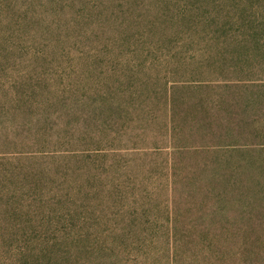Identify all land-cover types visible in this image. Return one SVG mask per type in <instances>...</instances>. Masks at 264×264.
Wrapping results in <instances>:
<instances>
[{
    "label": "rangeland",
    "instance_id": "1",
    "mask_svg": "<svg viewBox=\"0 0 264 264\" xmlns=\"http://www.w3.org/2000/svg\"><path fill=\"white\" fill-rule=\"evenodd\" d=\"M0 3V255L54 219L79 264H264V0Z\"/></svg>",
    "mask_w": 264,
    "mask_h": 264
},
{
    "label": "trees",
    "instance_id": "2",
    "mask_svg": "<svg viewBox=\"0 0 264 264\" xmlns=\"http://www.w3.org/2000/svg\"><path fill=\"white\" fill-rule=\"evenodd\" d=\"M166 13V11L162 13L156 12L149 17H152V19L156 21L161 14L165 15ZM156 14L159 16H156ZM189 14L191 13L182 12L181 16H183V19H190L187 18ZM8 15L9 14L2 8V4L0 3V153L5 152V148H8L6 146H10L11 142L4 127L7 123H11L15 120V113L12 112L11 107H8L7 103L5 104L4 102L7 93L5 94L3 88L5 81V75H3V62L5 57L4 53L7 51V47H5L4 29L8 26L6 23ZM61 224V220L54 219H47L46 222L41 224H37L36 222L23 223L21 228L24 230L28 227L31 229L38 227V230H34V233L22 232L24 234L19 235L18 242L20 245L23 243L27 247L26 250L21 251L15 256L14 254L9 256L0 255V264H5L6 261L9 262V264H79V258L72 252L76 251L74 246L81 243L82 239L80 237H66L60 233H49V231L55 232V228L57 229ZM46 229L49 230L47 233L42 232ZM0 243L7 245L5 240L2 242L0 241ZM32 244H36V246L33 247Z\"/></svg>",
    "mask_w": 264,
    "mask_h": 264
}]
</instances>
